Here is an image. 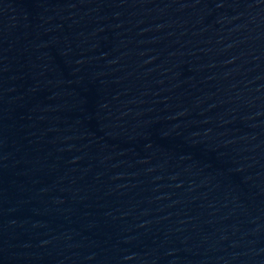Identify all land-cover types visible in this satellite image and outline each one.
Returning <instances> with one entry per match:
<instances>
[{"label":"water","instance_id":"95a60500","mask_svg":"<svg viewBox=\"0 0 264 264\" xmlns=\"http://www.w3.org/2000/svg\"><path fill=\"white\" fill-rule=\"evenodd\" d=\"M0 264H264V0H0Z\"/></svg>","mask_w":264,"mask_h":264}]
</instances>
